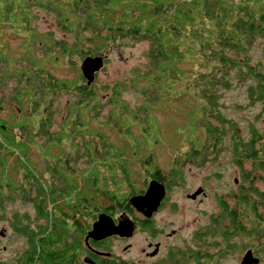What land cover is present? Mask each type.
I'll list each match as a JSON object with an SVG mask.
<instances>
[{
  "label": "rangeland",
  "instance_id": "obj_1",
  "mask_svg": "<svg viewBox=\"0 0 264 264\" xmlns=\"http://www.w3.org/2000/svg\"><path fill=\"white\" fill-rule=\"evenodd\" d=\"M50 1L52 6L45 7ZM73 1L69 0L70 3ZM155 1H106L104 5L114 12V16L110 14L108 19L124 21L125 30L115 32L116 39L104 43L102 50L96 47L99 40L95 35L97 31L89 32L83 24L87 17L79 14L73 17L66 12L68 0H36L44 6L35 7L33 2L30 9L18 10L17 16L13 12L6 13L0 7V187L5 186V182L21 186L19 195L8 188L1 190L0 212L7 218L16 212L21 215V226L31 224L29 219L36 214L33 208L40 196L36 187L47 188L45 176L49 172L52 190L64 193L65 184L55 170L61 173L66 170L67 164L76 160L74 165L78 170L87 172L92 169L91 175L86 177L87 185L98 192L97 201L91 202L92 205L99 211L110 206L111 211L117 212L120 205L125 206L127 196L140 191L155 170L163 179L169 178L174 172V156L182 155L189 149H207L211 150L209 165L179 168L177 172L185 175L186 182L173 189L169 187L167 200L155 220L161 225L168 224L171 212L167 208L176 202L181 222L178 224L175 221V226L170 224L167 231L182 225V235L189 236L194 229L195 211L204 208L212 214L222 212V209H217V193L231 195L233 197L224 199L226 201L218 206L223 205L228 212L236 215L237 229H232L228 218L222 221V233L213 234L215 223L207 220L196 222L211 227L212 248L205 261L207 264H241L244 256L250 253L257 261L254 264H264V172L256 167V171L251 172L250 162L244 161L243 177H240L235 166L236 145L249 141V130L264 128V101L259 97L252 101L248 94L257 86V79L249 77L248 68H264V22L258 35H250L249 39L246 35H239L243 36L239 40L241 48L223 50L232 64L230 68L223 69L218 77L217 74L211 75L213 68L218 66L211 61L216 55L209 49L201 48L199 51L200 46L193 37L188 35L186 38L181 33L179 37L174 35L177 45H180L178 51L182 54L175 65L177 71L174 77H167L166 82L157 84L150 83L156 77L149 78L147 74L148 82L143 80L138 83V77L154 70L148 51L155 46L154 37L143 38L144 35L139 33V29L144 30L148 18L141 17L138 7L153 5ZM13 3L16 4V0ZM155 8L150 7L149 12ZM59 11L63 12L62 16ZM63 14L69 19L64 24L79 22L86 29L79 25L71 29L62 26L59 23L64 19ZM18 18H30L28 25L32 30L25 28L24 19L19 21L16 31L9 29L8 26L18 24ZM235 26L238 28L239 25L236 23ZM2 27L6 31L1 30ZM106 36V32H101L99 37ZM87 38H91L90 41ZM51 41L56 45H51ZM62 41L65 47L79 44V48L92 53L82 57L75 54L77 52L63 55L57 45ZM213 50L219 51V46L214 45ZM95 57L101 59L102 66L87 75L89 84L92 83L91 90L87 89L92 93L90 96L82 90L89 84L81 67L85 59ZM93 68L94 65L90 66V70ZM39 70L43 71L42 75ZM47 75L59 86H51ZM206 75L212 79L221 78L223 82L215 87V96H218L219 117L228 123L224 124L223 137L215 141L204 131L203 120L210 114H202L206 102L200 94V81ZM61 82L67 83L66 87L60 89ZM89 158H94L93 166ZM97 163H104L102 165L112 169L97 170L101 171L99 176L93 172ZM74 168H69L70 174H73ZM218 171L225 176L218 183L205 180L206 176L214 177ZM247 174L251 175L245 177ZM234 178L237 184L232 182ZM76 179L81 181L82 174L77 173ZM241 182H244L241 188L243 197L251 202H263L256 207V214L263 220L261 225H250L249 220L244 219L249 213L243 202L236 204V196L230 193L232 189L238 190ZM199 186L205 189L207 197L191 205L185 196L192 193L193 196L196 190L201 189ZM54 195L49 192L50 202ZM81 195L86 199L94 198L88 189L83 190ZM199 195L203 193L191 197ZM104 219L106 221V217ZM8 225V220L0 221V228ZM145 238V235L136 233L125 245H130L128 255L135 258L132 261L152 264L153 261L140 253L145 247ZM2 239L0 258L12 260L29 249L24 236ZM47 257L50 258L48 254Z\"/></svg>",
  "mask_w": 264,
  "mask_h": 264
},
{
  "label": "flooded vegetation",
  "instance_id": "obj_2",
  "mask_svg": "<svg viewBox=\"0 0 264 264\" xmlns=\"http://www.w3.org/2000/svg\"><path fill=\"white\" fill-rule=\"evenodd\" d=\"M91 84L86 86V89L82 87L83 90L85 92H87V89L91 90ZM210 152L211 150L207 149H189L182 155L174 156L172 159V171L174 170V172L170 174L169 178L163 179L159 172L155 170L140 191L132 192L127 196L125 206L120 205L117 212L111 211L112 207L110 206L99 211L91 203L94 201L93 198L89 200L81 195L83 190L88 189L91 194L95 193L94 198L97 201L98 192L94 191L90 185L84 189L83 183L76 179L77 173L81 172L74 165L78 160L73 164H67L66 170L61 173L55 170L58 178L65 184L66 190L64 193L52 190L50 184L51 176H48V172L45 176L47 188L42 190L41 187H36V193L40 194V196L33 208L36 214L31 220L29 219L31 224L21 226V215L16 212L9 218L4 217L0 212V221L3 219L9 221L7 227L0 228V243L3 240L2 238L7 236H24L29 244V249L20 253L19 257L12 260L0 258V264H140L138 261H132L135 258H130L128 255L131 250L130 245H125L127 244L126 241L134 237L136 233L146 236L145 247L140 250V253L146 259L153 261L152 264H207L205 257L212 248V246L210 247L211 227L209 225H198L196 222L207 220L215 223L216 225L212 228L214 234V232H223L221 228L222 221L228 218L230 223H232V229H237L236 217H231V212H228L223 205L218 206L219 203L226 201L224 199L233 196L217 193L215 200L217 209L219 211L222 209L221 213L212 214L208 209L204 208L201 211H195V218L192 222L194 229L189 236L182 235L184 229L182 225L172 227L167 231L170 224L175 226V221L178 224L181 222L176 202H173L171 208H167L171 212L169 215L171 220L168 224L161 225L155 220V216L161 211L167 200L169 187L173 189V187H178L180 183L186 182L185 175L177 172L179 168H201L209 165L211 161ZM235 152L237 155L235 158L236 171L241 177V150H236ZM89 159L92 162L94 160L93 158ZM70 167H75L73 174H70ZM121 170L124 171L123 168ZM250 175L247 174L246 177ZM214 177L206 176L205 180H212L218 183L225 176L218 171L214 174ZM150 181H156L165 188L164 198L151 214L148 213L146 208L137 211L129 203V199L132 197L144 196ZM232 182L237 184V179L234 178ZM243 183L239 184L238 190H230V193L236 196V204L242 203L244 200L251 202L249 198L243 197L241 193ZM4 185L0 187V199H2L1 190L6 188L13 190L14 194L19 195V191H21L20 184L11 185L5 182ZM49 192L55 193L51 202L48 197ZM200 193H203V195L192 198V193L186 195L185 199L190 201L191 205H195L196 201H201L202 198L207 197L203 187H201ZM84 200L86 201L85 203L83 202ZM118 204L121 203L118 202ZM99 216L106 217V221L110 220L114 226H118L121 222L128 223L132 227V232L129 235L127 233L112 234L102 239H95L96 236H91L90 233ZM68 240L70 241L68 242ZM64 243L66 244L64 245ZM47 254L50 258L47 257Z\"/></svg>",
  "mask_w": 264,
  "mask_h": 264
},
{
  "label": "trees",
  "instance_id": "obj_3",
  "mask_svg": "<svg viewBox=\"0 0 264 264\" xmlns=\"http://www.w3.org/2000/svg\"><path fill=\"white\" fill-rule=\"evenodd\" d=\"M14 1L15 0H0V7L6 13L13 12L15 16H17L18 10L25 11L30 9L31 5H34L33 2H35V7L44 6L37 3L36 0H16V4L13 3ZM94 1V3H91L90 0H74L70 3L68 0L66 5V12L72 14L73 17L78 16V14L80 16L85 15V17H87L86 20H83L84 26L88 27L87 29L79 22L64 24L65 20H69L64 14V19H61L59 24L66 26L67 29H71L74 26L79 25L89 32H94L96 30L97 33L95 35L99 38L96 47L99 50H102L104 43L107 44L109 40L113 41L116 39L115 32H118V30H125V22L116 19H108L110 14L114 16V12L104 5V3L108 0ZM22 2L24 5H22ZM48 6H52V1H50L45 7ZM152 6H155L156 8L153 12H149L150 7ZM138 8V12L141 14V17H144L145 20L148 18L147 25L144 30L139 29V33L144 35L143 38H155V46L150 48L148 51V59L151 65L154 66V70L142 75V77H138V79H142L140 81L137 79L136 82L138 83L141 81L143 82V80L148 82V77H145L147 74H149V78L156 77L155 80H150V83L157 84L166 82L167 77H174L177 71L175 65L177 60L182 56L181 52L178 51V47L180 45H177L176 39V37H179L181 33L186 38H188V35H191L193 40L199 44V51L201 48L204 50L209 49L213 55H216V58H212L211 61L215 62L218 66L213 68L214 70L211 71V75L214 76L217 74L218 77L223 69L230 68L232 64L231 60L223 54V50L228 48H241L239 40L243 36L239 37V35H246L248 39L251 38L249 37L250 35H258L261 33V23L264 22V0H239L238 4L236 3V0H186L182 2H176L174 0H156L153 5L145 4ZM167 11L170 13L169 15ZM62 13V11H59L60 16H62ZM5 18L8 19V16ZM21 19L25 20V28L32 30L28 25L30 18H18V24H14V27L8 26V28L16 31ZM236 23L239 25L238 28L235 26ZM1 30L6 31L3 27ZM136 31L137 30H135V32ZM101 32H106L107 36L103 38L99 37ZM174 35L176 37H174ZM47 37L48 36H46V38ZM90 39L91 38H87V41H90ZM50 44L53 46L56 45L53 41H51ZM57 45H59V49L63 55L65 53L74 54L77 52L75 54L82 57L85 54L92 53L91 50H87V52H85L81 47L79 48V44H75L73 47H65L64 45L66 44L62 41ZM214 45L219 46V51L213 50ZM77 48H79L77 51L73 50ZM187 50L190 49L188 48ZM2 57L8 60L5 56ZM248 69L249 77L254 76L257 79L256 90H249V97L252 101H256L257 97L264 101V68L260 67L255 70L249 67ZM38 72L41 75L43 74L42 70H39ZM22 77L26 76L22 74ZM47 77L50 79L49 84L51 86H59L57 81L51 78L50 75H47ZM201 79L200 83H202V86L200 87V94L202 100L206 102V105L202 107V114H210L207 119H202L204 122V131L207 136H210L211 140H220L224 135V124L228 122L219 117L216 101L218 96H215V87L222 85L223 82L221 78L212 79L208 75L201 77ZM66 84L61 82L60 89L66 87ZM83 88L86 89V87ZM25 89L26 87H24L23 91H25ZM84 93H87L90 96L92 95L91 92ZM1 124L2 123H0V128L2 126ZM219 127L222 129L220 130ZM249 131L251 134L249 141L236 145L235 150H241L242 162H250L252 166L251 172L256 171L254 170L255 167L259 171L264 172V128L263 130L254 129V131ZM7 138V140H9V137ZM1 143L3 145V142ZM9 149L11 150L10 146ZM91 163L93 166L94 162L91 161ZM102 164L104 163H97L93 168V172H96L99 176H101V171L97 170L106 168V166ZM106 169L109 171L112 168ZM91 173L92 169L87 172H80V174H82L81 183H83L84 189L88 186L86 177L87 175H91ZM92 195L95 196V193ZM89 200L91 199L89 198ZM93 200L95 201V198H93ZM260 203L246 202L245 200L243 201L244 207L249 213V215L245 216L244 219H248L250 225L257 223L258 226L262 224L261 222H263V220L259 217V214H256V207ZM230 216L236 217L234 213H230Z\"/></svg>",
  "mask_w": 264,
  "mask_h": 264
},
{
  "label": "water",
  "instance_id": "obj_4",
  "mask_svg": "<svg viewBox=\"0 0 264 264\" xmlns=\"http://www.w3.org/2000/svg\"><path fill=\"white\" fill-rule=\"evenodd\" d=\"M92 65H94V68L90 70V66ZM101 66L102 62L100 58H87L83 61L81 71L83 72V76L88 80V84L90 83V80L88 79L87 75L92 74L93 71L99 70ZM85 71H88V73L86 74ZM200 192L201 189L197 190L192 197L197 196L200 194ZM164 195V187L156 181H150L144 196L132 197L130 198L129 203L137 211H141L142 209L146 208L148 213L151 214L157 209L160 201L164 198ZM103 217L104 216L99 217L98 221L94 223L93 229L90 233L91 236H96L95 239H102L112 234L128 232L127 234L129 235L131 233L132 227L128 223L121 222L118 226H114L110 220L105 221ZM256 262L257 261L255 259H252L250 253H247L244 256L241 264H254Z\"/></svg>",
  "mask_w": 264,
  "mask_h": 264
}]
</instances>
